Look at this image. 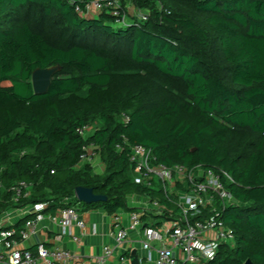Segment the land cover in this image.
Segmentation results:
<instances>
[{
  "label": "trees",
  "instance_id": "1",
  "mask_svg": "<svg viewBox=\"0 0 264 264\" xmlns=\"http://www.w3.org/2000/svg\"><path fill=\"white\" fill-rule=\"evenodd\" d=\"M133 6L147 21L116 27L68 0H0V212L29 209L5 229L20 242L33 205L55 216L78 202L77 187L106 198L86 209L130 212L135 195L163 207L155 227L176 219L175 197L134 182L129 148L140 145L167 167L221 176L233 204H214L233 243L207 264H264V0ZM53 66L48 91L34 95L32 72ZM86 146L103 174L78 167ZM19 182L27 187L14 201Z\"/></svg>",
  "mask_w": 264,
  "mask_h": 264
},
{
  "label": "built area",
  "instance_id": "2",
  "mask_svg": "<svg viewBox=\"0 0 264 264\" xmlns=\"http://www.w3.org/2000/svg\"><path fill=\"white\" fill-rule=\"evenodd\" d=\"M68 3L74 6L75 13L80 16H88L91 11L95 15L103 13L109 15L116 27L148 19L147 12L134 8L133 0H68ZM81 3L84 4L83 7ZM133 17L136 19L133 20ZM122 119L128 120L124 115ZM94 129V125H88L77 132L80 136L86 137ZM129 149L134 182L145 188H152L154 183H159L166 197H175L178 217L162 223L158 228L155 227L146 219L153 214L160 215L163 207L159 202H150L143 197L146 205L130 215L128 227L119 226L116 229L114 233L116 244L123 243L130 231H141L145 237L143 249L151 250L152 243L159 245L156 251V264H207L214 258L221 245L233 243V236L219 219L214 204L217 202L221 208L233 204L230 194L224 189L220 175L211 170H203L199 166L191 170L178 165L167 167L158 163L149 149L140 145L130 146ZM97 157L93 146L83 147L78 167L83 164L94 166ZM225 177L229 179L227 175ZM26 187L25 182H19L14 186V201H18ZM47 207L46 203H41L30 208L33 219L25 223L20 242L36 235V225L46 218L43 212ZM50 219L61 229L57 239L70 236L73 225L83 227L75 206L60 210L58 215L51 216ZM115 221H119L118 216H115ZM5 228H0V264H83L70 251L48 247L40 242L35 245V254L28 250H20L18 249L20 242L14 238L15 230ZM72 239L79 241L77 237ZM112 255V248L104 247L97 258V264H107Z\"/></svg>",
  "mask_w": 264,
  "mask_h": 264
},
{
  "label": "crops",
  "instance_id": "3",
  "mask_svg": "<svg viewBox=\"0 0 264 264\" xmlns=\"http://www.w3.org/2000/svg\"><path fill=\"white\" fill-rule=\"evenodd\" d=\"M92 13V11L89 12L88 16L90 17ZM97 158L94 165L95 173L103 174L104 167L96 162ZM127 205L133 210L108 215L102 208L86 209L81 203L77 202L74 206L77 208L79 220L83 222L82 228L73 225L70 236L57 239L61 229L52 222L51 216L48 215L41 223L36 225V235L20 242L18 249L27 250L40 242L48 247H58L70 251L83 264H97V258L103 252V248L108 246L112 248L113 255L107 264H130L129 256L133 250L137 252L139 264H156V251L159 245L158 243H152L153 248L151 250L143 249L142 244L145 241V237L141 231H130L126 240L120 245L115 242L114 233L116 229L119 226L127 228L130 222V215L136 212L138 208L145 206L146 200L143 197L130 195L127 197ZM28 210V208L7 209L0 212V228L15 225L28 215ZM58 213L59 211H57L56 215ZM115 216L119 217L118 222L115 221ZM158 216V214H153L146 221L155 225L161 221ZM72 237H77L79 241H73Z\"/></svg>",
  "mask_w": 264,
  "mask_h": 264
},
{
  "label": "water",
  "instance_id": "4",
  "mask_svg": "<svg viewBox=\"0 0 264 264\" xmlns=\"http://www.w3.org/2000/svg\"><path fill=\"white\" fill-rule=\"evenodd\" d=\"M59 66H53L46 69H36L31 74L30 83L34 95H43L48 91L53 76L60 71ZM193 151V150H192ZM75 197L78 202L85 205L93 203L105 202L106 198L101 195H95L91 189L77 187L74 190ZM130 264H139L137 252L131 251L129 256ZM244 264H252L250 261H246Z\"/></svg>",
  "mask_w": 264,
  "mask_h": 264
},
{
  "label": "rangeland",
  "instance_id": "5",
  "mask_svg": "<svg viewBox=\"0 0 264 264\" xmlns=\"http://www.w3.org/2000/svg\"><path fill=\"white\" fill-rule=\"evenodd\" d=\"M91 16L92 17H95V14H94V12L91 14ZM90 16V17H91ZM98 164H100L101 165V163H100V160H99V158H97V161H96ZM139 200H142V199H140V198H138ZM5 227V226H4Z\"/></svg>",
  "mask_w": 264,
  "mask_h": 264
}]
</instances>
